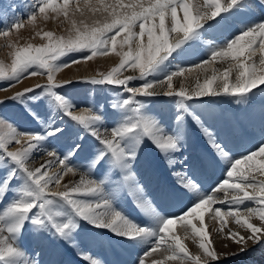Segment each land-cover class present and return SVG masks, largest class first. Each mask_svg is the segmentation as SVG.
<instances>
[{
  "label": "snow or ice",
  "instance_id": "obj_1",
  "mask_svg": "<svg viewBox=\"0 0 264 264\" xmlns=\"http://www.w3.org/2000/svg\"><path fill=\"white\" fill-rule=\"evenodd\" d=\"M30 8L28 22L33 27L38 18L63 17L71 28L68 36L37 31L36 35L47 41L41 46L9 41L8 46L13 49L11 63L0 62V81L8 84L0 91H8L31 77L47 79L46 84L26 87L8 97L39 123L40 131L23 130L17 121L0 113V203L12 194L0 209V264H39L20 243L25 230L75 248L79 247L76 233L82 224L107 230L134 248L146 246L141 249L143 255L137 264H220L226 254L215 248L206 216L215 231L238 246V252L227 255L244 254L249 244H264V137L236 153L227 140L218 139L205 127L201 115L187 105V101L203 97L231 96L241 103L255 96L254 90L264 94V17L255 18L258 10L264 12V0H204L202 5L190 0H84L83 4L81 0H34ZM77 14L82 17L79 21L73 18ZM24 26L23 19L13 20L0 27V36L7 39ZM226 27L234 28L231 37L221 44L214 43V33ZM205 34L213 41L207 46L208 59L190 67L176 64L173 70V62L189 49L199 47ZM110 53L121 57L120 63L99 79L57 82L56 74L62 69ZM257 55L258 60L254 59ZM68 56L78 58L64 59ZM215 62H226L227 67L222 71L212 69L203 82L197 75L191 90L183 85L174 90V77L193 69L207 73ZM125 68L137 69L139 75L121 79ZM157 75L162 78L149 79ZM134 80L143 83L129 86ZM74 82L107 84L119 89L110 106L121 114V119L108 129L104 127L106 114L102 107L78 109L58 91ZM157 86H166L162 94L178 100L179 110L171 130L147 111V100L141 99L161 94L153 91ZM40 104L47 105L44 116L35 110ZM186 116L207 137L216 158L212 163L222 166V178L214 188L202 191L198 167L191 172L183 167L173 172L179 191L166 195L181 206L178 211L165 214L163 207L154 206L144 197L133 165L146 139L163 154L170 167L184 165L188 157L179 159L176 154L182 153L187 143ZM73 127L82 128L83 134H73ZM85 135L100 145L86 155L88 171L81 172L71 186L64 184L63 191H52L50 186L59 187L64 175L76 174L74 158L90 152ZM66 139L71 143L63 153L45 146L49 140ZM36 152L54 159L29 167ZM101 164L104 178H92V170ZM55 165L61 171L50 175L49 169ZM106 181L114 187L106 186ZM127 196L137 201V207L149 220L130 215L123 207ZM246 202L254 206L242 208ZM230 220L238 226L236 230L228 227ZM177 226L183 229V238L177 234ZM189 236L199 238L198 254L190 253L186 246L184 240ZM157 253L159 256L154 258ZM79 255L86 264H101L86 249L81 248Z\"/></svg>",
  "mask_w": 264,
  "mask_h": 264
},
{
  "label": "rangeland",
  "instance_id": "obj_2",
  "mask_svg": "<svg viewBox=\"0 0 264 264\" xmlns=\"http://www.w3.org/2000/svg\"><path fill=\"white\" fill-rule=\"evenodd\" d=\"M33 2H34V0H0V27H2L4 25L11 24L13 20H17V19H23L24 23H25V26L22 29L19 30V33L13 32L11 34V36L9 38H7V39L2 37V36H0V62H3L6 65L10 64L11 60H12L13 49L8 46L9 41L15 42V43H17L18 45H21V46L25 45L27 43H31L34 46H41V45L46 44L47 41L45 39H42L40 36H37L36 35L37 31H52L56 35H64V36H68L69 35V30L71 28V25H70V22L64 20L63 17L58 18V19L57 18H50L48 20H44L42 18H38L37 21H36V26L33 27L28 22V15H29V12L31 11L30 6L33 4ZM83 2H84V0H81V4H83ZM93 2L95 3L96 0H93ZM107 2H112V0H107ZM73 18L77 19L78 21L80 19H82V17H80L78 14L75 15ZM86 18L89 19V20L91 19L90 16H87ZM233 32L234 31H232L231 33H233ZM110 54H114L115 55V53H110ZM100 57L101 56L94 57L92 60L99 59ZM115 57H117V58L115 59V61H114L112 66L110 65L109 67H106V69H103L104 66L99 62L97 64V69H96V72H95L96 74L94 73L90 77L79 78L77 80H90L92 78L99 79L101 74H105L106 75L109 71H111V69L113 67H117L119 65L121 57L116 56V55H115ZM74 58H78V56L77 57L68 56V57H65L64 59L71 60V59H74ZM83 62L84 61H82L81 63H83ZM87 62H90V61H87ZM176 64H178V63H175V61H174L173 65H176ZM74 65H78V64H73L70 67H72ZM70 67L62 69L60 72H58L56 74L57 82L69 80V79H66V78L63 79V76H64L63 73L67 69H69ZM138 75H139V73H138L137 69L125 68V69L122 70L120 78L123 79V78H125L127 76H138ZM153 78L160 79L162 77L160 75H157L155 77H149V79H153ZM71 80L77 81L76 79H71ZM28 81H33L36 84H34V85H32V84L26 85V82H28ZM46 83H47L46 77H44V76H36V77H31L29 79L23 80L21 83H18L14 88L9 89L8 91H0V99L2 101H4V104L0 105V113H2L5 117L10 118L11 120L17 121L18 126L21 129L30 130V129H25L23 127V125L28 120V118H31V117L27 116V114L23 111L22 107L20 105H18L15 101L9 100L8 97L12 96L15 92L23 91V89L26 88L27 86L28 87H34L36 85H43V84H46ZM142 83H143L142 81L134 80V81L130 82L129 86H140ZM7 87H8L7 82L0 81V88H7ZM166 90H167L166 87L159 88V86H157V87H155L153 89V91H156V92L161 93V94L156 95L154 97L141 98V99H146L147 100V111L150 114L156 116L158 119H160L162 124H163V126L166 129L171 130V128L174 127L175 116H176L177 111L179 110V108H178V100H177V98L175 96H171L170 97V96H166V95L162 94ZM58 91H61L63 94H65L71 100L72 99L74 100L76 98V96L80 95V94H83V96L85 95L90 100L93 99L94 103H92L90 105V107H95V108L102 107L103 108V111L106 114L105 115V121H104V127L108 128V129H111V127L113 126L114 121H117V120L121 119V114L118 113L116 110L112 109L111 106H110L111 102L113 100L117 99L116 93H117V91H119V89H117L115 86H110V85H107V84H105V85H92V84H89V83H75L74 82L72 84L65 85L62 89H58ZM1 94L3 95V97H2ZM259 95H261V94H259ZM259 95L256 93L255 96H251L249 100L241 102V103H237L236 102V100L238 98L231 97V96L203 97V98H200V99H194V100H191V101H187V105H188V107H189V109L191 111H195L197 114H200V111L203 112L204 113L203 115L205 117H201V119L203 120L205 127H208L212 132L217 134L216 131H215L216 130V126L212 127V125H211V124L215 123L216 119L214 120V118L217 117V114H218V118H220L219 113H215V108H219L221 111L224 110V113L222 112L223 114H222V118H221L224 121H227V120L229 121V118H231L230 116H231V113H232L233 110L237 111V119H239V122H242L244 124L245 123L244 120L249 119V118H248L247 115H243L242 116L241 115V110L245 109V108L248 109V110H252V109L256 108L257 105H259L260 103L263 102L262 104H264V96H263V94L261 96H259ZM126 96H127V93H124V97H126ZM103 98L106 99V100L101 101V99H103ZM260 100L262 102H260ZM245 104H247V105H245ZM255 104H256V106L254 107ZM206 106L209 107V108L213 106L214 108H212L211 111H208ZM235 107H237V108H235ZM78 109H80V106H78ZM35 110L42 115V114H44V112L47 111V105L46 104H40V105L36 106ZM209 116L211 117L212 120L207 118ZM26 118H27V120H26ZM186 118H187V116L185 117V129H186V133H187V139L189 137L190 138H197L194 135V133H193V128L194 127H191V126L187 125ZM189 119L191 120L190 117H189ZM193 123L196 126H198L195 122H193ZM219 125H220V128H221L220 130H218L219 132L223 131L224 133H227L229 131V128L227 126V122H225V124L224 123H220ZM69 126H71V122H69ZM255 126H256V124L254 122V123L251 124L250 127H248V129L251 132V137H252V139L249 142L244 143L243 140H244L245 135L243 136V138H242V146H243L242 148H243V150L254 143V137L252 135V129ZM187 127H190V128L187 129ZM223 128H224V130H223ZM30 131H33V130H30ZM197 131H198V128H197ZM72 132H73V134H75L77 132L83 134V129L79 128V127H73L72 128ZM233 134H235V135L233 136ZM234 137L237 138V133H232L231 134V138L233 140L235 139L236 141H234V142L236 143L237 139L234 138ZM240 137H241V135H239L238 140H239ZM74 138L75 137L73 135L72 139H74ZM198 138H200V140L204 144V153L201 156H199V159L193 153H190V155L188 156V151L195 149V146H194L195 145V139L190 140L188 142L189 148H186L185 150H183L182 154L181 153H177L176 154L177 157L182 155V157L186 156L188 158H193L194 159L193 163H190L191 165H193V164H196L195 163L196 161H201V160L204 161L205 159L209 158L210 156L212 157L213 155H215L213 153V151L211 150V148L208 147L209 143H208L207 137L204 134H201V136H199ZM85 142H87L89 144L90 143H92V144L94 143L91 146V149H90V152H89L90 154H91V152H93L95 150V148L100 147L99 143L94 138H91V137H89L87 135H85ZM70 143H71V140H68V141H65V140L52 141V140H49L48 142H46L45 146L47 148H54L58 153H63L64 151L67 150V147H68V145ZM15 147H20V146L16 145ZM233 147H235V144H234ZM153 156L156 159V161H152V157ZM46 157H48V158H46ZM213 157H215V156H213ZM44 158H46V159H44ZM52 159H54V157H50V156L46 155L44 152H36V153H34L32 159H30V161H29V167H31L32 161L33 162L36 161L35 163L39 164V163L46 162V160H52ZM74 160H75V163L77 165V169H74V171H76V174L88 171V169H87V163H88L87 158L81 163H78L79 160H77L76 158H74ZM205 163H207V162H205ZM135 164H136V167H139L140 169H142L143 167L146 168L150 164L159 165L162 168L163 173H165V175H167L171 179L172 170L170 169V167H169L167 161L165 160L163 154L147 139L144 141V144H143V146L141 148L140 154H139ZM184 166H185V164L182 165L183 168H184ZM205 166L208 167V165H205ZM210 167H211L210 169L213 168V166H210ZM187 168L188 167L186 166L185 169H187ZM55 169H60L61 170V167L59 165H55L49 170H50V172H52V171L55 172L56 171ZM55 173H58V172H55ZM90 175H91L92 178H95V172L93 170H92ZM138 175L140 177H142L143 180L147 179L145 175H140L139 173H138ZM168 177H167L166 180L169 179ZM102 178H104V176L101 177V179ZM168 182H171V181L168 180ZM144 189H146V188H144ZM58 191H60V188H58ZM6 202H7V200H5L3 202V204L0 203V209L3 208L4 203H6ZM217 206H220V205H217ZM128 210L129 209H127V211ZM136 212H138L139 214L142 215L141 211L138 210V207L136 209ZM129 213H130L131 216H134L133 212L129 211ZM178 227L179 226H177V228ZM81 229H83V230L80 231V232H77L78 237L76 236V240H78L79 247H75L74 248V247L70 246L69 244H67V243H65L63 241L55 240V242L57 244V247H56L57 248V253H56V255H55L56 248L51 244V238L49 239V237L46 236V235H38V234H33L31 232L30 234L29 233L26 234V236L23 234L21 238L28 237L29 239H31V240L27 241V242L31 243L30 246L32 244H34V243L36 245H38L37 248H33L32 250H30L29 256L32 257V258H33V256H35L36 260H38L39 264H51V263H48V260H47L50 256H51V258L53 260H54V257H55V261H56L55 264H59V262L62 261V258H63V255H64V247H66V248L68 247L77 257H79L82 260H83V258L81 257V255H79V251H80L81 248L84 247L83 249H86L88 252L90 251V249H92L93 251H96L95 248L98 245H95V244L91 243V245L89 246V241L94 240L96 237L102 238V237H104V234H102V233L94 234L92 232L94 230V228H92L91 226L86 225V224H82ZM98 230H100V229H98ZM207 230H208V228H207ZM209 233H210V231H209ZM81 237H83L86 240L81 239ZM183 237H184V235H183ZM41 239H43V240H41ZM47 239H49V240H47ZM187 240H191L192 241L191 243L186 244V246L188 247L190 253L195 254L192 251V246L194 247V243L196 241L199 243V238L193 239L191 236H189L187 238ZM22 242L23 241L20 240V243L23 246ZM62 243H64L65 245H63L62 250H61V249H59V247L62 246ZM251 245L252 244H249V246H251ZM26 247H28V244H26ZM143 247H146V246L142 245L141 248H143ZM194 249H199L198 245L195 246ZM131 250L132 249H129V252H128V257H129V255H130V257L129 258L128 257L123 258V262H126L125 264H134L133 262L138 260L137 256L132 257ZM44 251H46V253ZM97 251H101L100 248H98ZM89 254H91L93 256V252L92 251H90ZM46 255H48L47 256L48 258L45 259L46 260V262H45V260H43V259H44V257ZM158 256H159L158 253L154 254V258L158 257ZM56 257L57 258L60 257V258L57 260ZM57 261H58V263H57ZM62 263H63V261H62Z\"/></svg>",
  "mask_w": 264,
  "mask_h": 264
},
{
  "label": "bare ground",
  "instance_id": "obj_3",
  "mask_svg": "<svg viewBox=\"0 0 264 264\" xmlns=\"http://www.w3.org/2000/svg\"><path fill=\"white\" fill-rule=\"evenodd\" d=\"M190 3H192L194 5H202L204 3V0H190ZM263 13L258 10L256 12V14H255V18L259 19L261 17H264ZM232 31H234V28L226 27L223 30H219V31L215 32L214 35H215L216 39H215L214 43L221 44L226 38H230L231 37V34H232L231 32ZM210 42H213L212 41V37L209 36V35H206V34L203 35L202 39L198 42L199 43V47H195V48L189 49L188 53L184 57H181L178 60H176L175 63L181 64V65H183L185 67H190V66L194 65L195 63L200 62L202 59H208L206 50H207L208 43H210ZM116 58L117 57H115L114 54H109L107 56H101L99 59L92 60L90 62L84 61L83 63H80L78 65H74V66L70 67L69 69H67L63 73V75H64L63 79L66 78V79H76L77 80L79 78L90 77L91 75H93L96 72L97 64L99 62L104 66L103 69H106V67H109L110 65L111 66L113 65V63H114ZM258 58H259L258 55L256 57H254V59H257V60H258ZM172 67H173V70H174L175 65H173ZM226 67H227V63L226 62H215V63L212 64L211 68H209L207 73L202 72L201 70H198V69H193L192 72H185L183 76L174 77L173 78L174 90L179 89L181 87V85H183L185 88L191 90L193 87H195L196 76L197 75H199V77H200V82H203V80L205 79L206 76H210L212 74V69H218V70L222 71ZM235 75H236V71L234 69L233 72H232V78L233 79L235 78ZM28 84L34 85L36 83L33 82V81H28V82H26V85H28ZM161 87H166V86H159V88H161ZM262 87H264V86H262ZM254 91L258 95L261 94L259 91H256V90H254ZM261 95H259V96H261ZM263 96H264V94H263ZM2 97H3V95H2ZM104 100H106V99H104V98L101 99V101H104ZM72 101L74 102V104L80 106V109L81 108H85V107H90V105L92 103H94L93 99L90 100L85 95L83 96V94L77 95L74 100L72 99ZM260 102H262V101L260 100ZM262 103L257 105V107L252 109V110H248L246 108L242 109L241 110V115L242 116L243 115H247L249 119L244 120L245 121L244 124L242 122H237L238 127H236L234 125V121L237 118V111H235V110L232 111L231 116H230L231 118H229L231 129H232L233 132L237 128L240 129L239 132H238L237 138L239 137V135H241V137L238 140L239 147H237V145L235 146L236 153L243 151L242 138H243L244 135H245L244 140H243L244 143L249 142L252 139L251 132L248 129V127H250L252 123L255 122V124H256V126L252 129V135L254 137V143L256 141H258L259 139H261L262 137H264V104H262ZM245 105H247V104H245ZM78 106H77V108H78ZM255 106H256V104L254 105V107ZM206 108L208 109V111H211V109L214 108V107L212 106V107L209 108V107L206 106ZM235 108H237V107H235ZM220 112L224 113V110L221 111L219 108H215V113H220ZM46 113H47V111L44 112V114H42L41 116H44ZM203 114L204 113L200 111L199 115H201V117H205ZM207 118L211 119L210 116L207 117ZM215 119H216V117L214 118V120ZM26 120H27V118H26ZM192 123H193V121H192ZM211 125H212V127H214L215 123H213ZM23 127L25 129H30V130L37 131V132L41 130L39 123L34 121V120H32L31 118H28V120L24 123ZM196 127L198 128L199 136H201V134H203L201 128L198 127V126H196ZM187 129H189V128L187 127ZM234 135L235 134H233V136ZM234 138H236V137H234ZM234 141H236V140L234 139L233 143H235ZM185 147L189 148L188 145H186ZM213 156H215V155H213ZM46 158H48V157H46ZM46 158H44V159H46ZM178 158L179 159H183L184 157H182V155H181ZM46 161H48V160H46ZM35 162L32 161V163H31L32 164L31 165L32 168L39 167L41 164L45 163V162H43V163L36 164ZM177 165L175 167H170L169 166L170 169L172 170L171 180L174 181L176 183V185H175V183L168 182L169 179L166 180L167 177H165L162 180L156 181L155 185H158L159 189H154V190L151 191L150 190L151 187H150L149 183L147 182L148 181L147 179L143 180V178L140 177L139 175L136 177L137 180L139 181V183H142L143 189L146 188V189L143 190L144 197L146 199L150 200V201H153V203L154 202H160L159 206H161V207H163V209H165V214L166 213H170V208L176 207V208L179 209V207L181 206L180 202H178L176 200H173V199H171L170 197H168L166 195V193L179 191V186L177 185V179H176V177H174L173 172L179 171L181 169L182 165H179V164H177ZM186 165H188L187 162H185L184 168L186 167ZM205 165H208V167H206ZM202 167H204L207 170V172H208V174H207L208 176L207 177L204 176L203 178H201V179H203V185L205 187L204 189H202V191H209L210 189H212V188H214L216 186V182L219 180V179L214 180V176H213V175H216L215 171H216L217 167L219 168V164H215L213 171H211V169H210L211 167H209V163H205L204 162ZM55 170H56L55 172H60L61 171L60 169H55ZM55 172L54 171L50 172V170H49V174L50 175L56 174ZM220 173H221V170H220L219 174ZM139 174L140 175H145V173H139ZM79 177H80V173L79 174H75V175H73L72 173H67L66 175H64L59 187L51 186L50 188H51L52 191H58V188H60V191H63L64 190V184L67 183V184H69L71 186L72 183H75L76 181H78ZM217 196H222V193H217ZM130 197H131V200L134 202V204L137 206V201L134 200V198L132 196H130ZM158 198H162L164 200H160ZM251 206H254L252 204V202H246L245 205H243L241 207L244 208V207H251ZM128 209H129L128 212L129 211L133 212L134 213V217H136L137 219L140 218V217L142 219H144V220H149L150 219L149 217L145 216L144 213L139 208H138V210L141 211L142 215L139 214L136 211H132L130 206H129ZM178 209L176 211H178ZM253 222H257V221H253ZM205 223L207 224L208 231H210L211 239L213 240L215 248L217 249V251H219L222 254H226L224 259H222V261L220 262V264H232L233 262L236 263V264H264V244L248 246L249 250L246 253L241 254V255H237V256L227 255V254H230V253L238 252L239 251L238 246L235 243H232L231 240L225 238L224 235H222V234L218 233L217 231H215L213 223L209 222L207 216L205 218ZM228 227H231V228H233V230H236L238 226H236L234 224V222L230 220L229 224H228ZM177 234L180 235L183 238L184 232H183V229L181 227L177 228ZM41 240H43V239H41ZM77 242H78V240H77ZM184 242H185V244H189L192 241L185 239ZM125 245L127 247L128 252H129V249H132L131 250L132 257L137 256L139 258V257L142 256V254H141V253H143L142 250H141L142 246L134 248V247L130 246L127 243H125ZM197 245H198V242L196 241L194 243V247L197 246ZM194 247L192 246L193 253L198 254L200 252V249H194ZM98 248H99V246H96V248H95L96 251H93L92 249H90V251L93 252L94 258H96V259L101 261V264H107L106 261H105V257L102 254V252L101 251H97ZM44 252L46 253V251H44ZM139 254H141V256H138ZM126 257H128V255L125 256L124 254L121 253V258L120 259H121L122 264L126 263V262H123V258H126ZM50 258H51V256L47 259L48 263L55 264L56 263L55 257H54V260L52 258L51 259ZM59 258H57V260ZM45 262H46V260H45ZM57 263H58V261H57ZM135 263H136V261L134 262V264ZM59 264H60V262H59Z\"/></svg>",
  "mask_w": 264,
  "mask_h": 264
}]
</instances>
